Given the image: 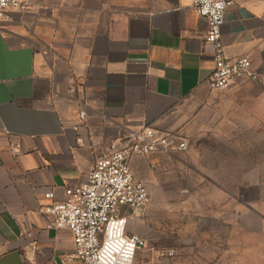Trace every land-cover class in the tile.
Listing matches in <instances>:
<instances>
[{
	"label": "crops",
	"instance_id": "1",
	"mask_svg": "<svg viewBox=\"0 0 264 264\" xmlns=\"http://www.w3.org/2000/svg\"><path fill=\"white\" fill-rule=\"evenodd\" d=\"M28 1L0 18V264H82L71 231L40 212L44 192L63 198L106 144L127 146L146 127L190 135L228 92L255 83L209 87L213 53L194 0ZM222 39L227 56L264 74V0L231 4ZM168 160L138 154L132 169L149 186ZM120 212L139 233L140 216Z\"/></svg>",
	"mask_w": 264,
	"mask_h": 264
},
{
	"label": "rangeland",
	"instance_id": "2",
	"mask_svg": "<svg viewBox=\"0 0 264 264\" xmlns=\"http://www.w3.org/2000/svg\"><path fill=\"white\" fill-rule=\"evenodd\" d=\"M254 83L228 92L215 119L185 136V151L162 155L132 222L146 239L136 263L264 264V84ZM200 210L218 212L201 220Z\"/></svg>",
	"mask_w": 264,
	"mask_h": 264
},
{
	"label": "built area",
	"instance_id": "3",
	"mask_svg": "<svg viewBox=\"0 0 264 264\" xmlns=\"http://www.w3.org/2000/svg\"><path fill=\"white\" fill-rule=\"evenodd\" d=\"M237 0H194L193 9L207 20L206 42L211 45L214 67L206 82L209 87L225 91L239 82L264 84V74L257 71L247 55L231 58L224 51L222 26L227 8ZM8 8L27 11L28 0H0V18ZM85 119L86 111H79ZM187 139L173 131H158L146 127L127 146L115 142L106 144L96 157L93 167L75 186L66 187L58 198L51 188L44 192L49 202L39 210L50 216L49 227L67 228L74 241L73 256L82 264H138L135 262L146 239L128 232V215L120 207L142 216L150 200L148 185L136 177L132 169L135 155H169L185 151ZM161 252L160 255H172ZM43 264H58L55 261Z\"/></svg>",
	"mask_w": 264,
	"mask_h": 264
}]
</instances>
